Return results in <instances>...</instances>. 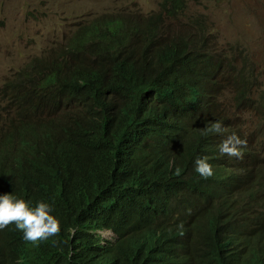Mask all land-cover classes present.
<instances>
[{"label":"trees","instance_id":"1","mask_svg":"<svg viewBox=\"0 0 264 264\" xmlns=\"http://www.w3.org/2000/svg\"><path fill=\"white\" fill-rule=\"evenodd\" d=\"M189 4L100 15L0 88V195L48 203L61 225L36 244L0 230V264H264V160L227 109L264 99L245 66L227 94L237 69ZM232 134L242 158L220 153Z\"/></svg>","mask_w":264,"mask_h":264},{"label":"rangeland","instance_id":"2","mask_svg":"<svg viewBox=\"0 0 264 264\" xmlns=\"http://www.w3.org/2000/svg\"><path fill=\"white\" fill-rule=\"evenodd\" d=\"M163 0H0V88L16 71L46 51L60 49L83 23L106 13L159 11ZM185 19L202 17L206 35L218 46L215 56L238 67L246 59L256 75L253 97L264 99V0H189ZM81 25V26H80ZM85 25V24H84ZM213 55V52H212ZM230 98L227 109L251 145L264 152V103L238 111ZM259 109L256 110L255 106ZM263 107V109H262ZM0 125L1 121H0ZM258 157V153L256 154ZM110 238V232L102 233Z\"/></svg>","mask_w":264,"mask_h":264},{"label":"clouds","instance_id":"3","mask_svg":"<svg viewBox=\"0 0 264 264\" xmlns=\"http://www.w3.org/2000/svg\"><path fill=\"white\" fill-rule=\"evenodd\" d=\"M22 68H20L18 71H20ZM208 131L222 133L223 129L221 124L216 122L208 128ZM245 138L248 137L245 136ZM246 146V140H242L237 135L232 134L221 142L219 145V150L221 155L242 158V148H245ZM249 148L254 149L255 147L249 143ZM257 153L259 158L264 160V152L259 151L258 147ZM195 171L205 179L211 177L214 174L213 167L210 163H208L207 158H197L195 160ZM52 211V206L45 202H38L37 205L32 208L29 206V202H26L23 199H17L10 194L0 195V230H3L8 225L14 223L16 228L23 232L24 239L26 241L32 242L33 244H36L40 241H45L50 237L58 236L61 232L60 222L55 216L51 214ZM74 231L75 229H73V233Z\"/></svg>","mask_w":264,"mask_h":264},{"label":"bare ground","instance_id":"4","mask_svg":"<svg viewBox=\"0 0 264 264\" xmlns=\"http://www.w3.org/2000/svg\"><path fill=\"white\" fill-rule=\"evenodd\" d=\"M199 51H201L202 53H203V48H200V49H198ZM216 57V56H215ZM216 60L217 61H219V62H223L222 60H220L218 57H216ZM232 64L231 65H233L234 67H235V69H237V71L236 72H231V74H229L228 72L226 73L227 74V76H228V81H227V85H228V87H227V94L228 95H232L231 93L234 91V85H233V82H232V79H231V76H237V73H238V70L240 69V67H238L237 65H235L233 62H231ZM244 66L246 67V69H249L250 71H253L254 72V70L249 66V64L248 63H245L244 64ZM243 66V67H244ZM219 75V74H218ZM254 77L255 78H257L256 77V75L254 74ZM219 79H220V76H219ZM82 82V81H81ZM229 96V97H230ZM3 126L2 125H0V128H2ZM264 132V127H263V129L261 130V132L260 133H263ZM251 137H253V136H251ZM251 137H249V138H251ZM252 151H253V149H252ZM190 225V224H189ZM112 236V234L110 233V237ZM179 248H180V245H179Z\"/></svg>","mask_w":264,"mask_h":264}]
</instances>
